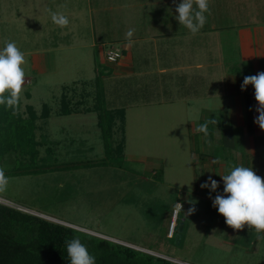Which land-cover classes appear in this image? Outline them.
Instances as JSON below:
<instances>
[{"label": "rangeland", "instance_id": "rangeland-1", "mask_svg": "<svg viewBox=\"0 0 264 264\" xmlns=\"http://www.w3.org/2000/svg\"><path fill=\"white\" fill-rule=\"evenodd\" d=\"M160 1L155 5V0L138 1L143 20L150 19L148 15L152 13L156 15V8H170L171 4L166 6ZM217 1L209 0L210 8L216 7ZM133 2L0 0V50L5 41L15 42L26 59L20 110L23 113L25 106L31 105L40 114L42 106H48L49 118L36 131V139L46 142L40 148L42 157L46 148H51L45 165L61 167L9 177L7 190L0 193V202L5 200L11 207L46 219L55 218L79 231L176 263L264 264V238L257 239L255 229L247 225L239 231L228 227L212 203L218 193L224 194L221 176L232 167H246L247 161V167L252 162L256 166L258 157L263 164L260 170L264 171V138H255L257 157L247 158L249 153L242 143L245 128L231 127L234 140L228 145L211 143L197 131L201 121L209 120L210 113L221 126L223 115L216 111L218 106L211 104L213 111L206 115L191 112L186 100L193 101V97L186 98L185 93L181 97L177 91L176 108L168 110L166 105L155 103L162 96L167 97L165 92H144L150 91L142 85L150 75L114 77L116 63L108 62L105 54L110 49L124 48V14L130 10L134 13ZM49 10L64 13L69 24L61 27L53 23ZM171 16L172 13L163 14L165 23ZM214 16L211 18L216 25L225 28L219 33L220 42H224L223 38L234 33L236 22L233 17ZM136 25L139 27L138 22ZM166 39L163 41L167 42ZM136 46L132 47L134 68L136 72L144 71L150 67L147 62L142 63ZM95 68L103 75L100 89L104 106L125 109L123 134L117 124L111 138L112 146L120 138L125 139L120 166L113 159H108L109 165L97 164L106 154L95 113L58 115L62 94L73 101H83L85 97L81 107L93 106ZM206 82L197 93L219 91V84ZM214 99L217 98L200 95L194 99L195 110L202 101ZM223 163L226 166L221 171L218 165ZM0 167L7 165L2 162ZM261 171L256 169L257 175L264 178ZM209 176L219 184L215 192L201 188ZM192 201L197 202L196 210L186 215L193 207ZM175 211L179 212L180 221L174 239L170 240L167 237Z\"/></svg>", "mask_w": 264, "mask_h": 264}, {"label": "crops", "instance_id": "crops-1", "mask_svg": "<svg viewBox=\"0 0 264 264\" xmlns=\"http://www.w3.org/2000/svg\"><path fill=\"white\" fill-rule=\"evenodd\" d=\"M138 1L134 0L133 2L134 13H131L130 10L124 14L123 29L126 33L129 29H133L134 32L131 37L123 38L126 43L122 50L114 49L121 53V61H117L113 67L114 77H128L134 76V74L150 75L149 80H145L147 83L142 84L144 88H149L150 91L143 88L144 92L152 93L154 90V93L157 90L159 93L165 92L167 97L162 96L155 103L160 106L166 105L168 110L176 108L174 104L179 98L177 91L181 97L184 93L186 98L193 97L194 102L186 100L187 108L191 112L201 111L203 115H206V113L213 111L211 104L218 106L216 111H220L223 117L221 118V126L217 125L214 129L213 140L210 142L228 145L234 140L235 132L229 129L233 126L243 127L245 128L243 148L245 147L244 149L249 153L248 156H245L247 158L257 157L255 138H264V131L254 122L258 116L256 111L258 103L255 100L254 88L249 85L248 89L241 91V85L245 75H256L259 72H264V0H218V5L213 9L210 8L211 14H208L206 24L196 35H192L176 19L178 13L175 9L181 0H175V2L174 0H162L166 6L171 4L170 8L166 7L165 11L164 7L160 10L156 8V15L152 13L148 15L150 19L144 20L140 12L141 3ZM157 3L158 0H155L153 5ZM130 6L132 7V4ZM166 12L172 13V16L167 19V23L163 19V14ZM214 15L233 17L232 20L236 22L234 33L223 38L224 42H220L219 33L225 28L222 25H216V22L211 18L215 17ZM135 22L139 23V27L135 26ZM142 26H145V29ZM165 39L167 42L163 41ZM136 44L137 52L143 58H141L142 63L145 65L147 62L146 64L150 67L145 68L144 71L139 69L136 72L134 68L132 47ZM227 48L232 51H228ZM150 61H153L152 64L149 63ZM33 65L37 66V63L34 62ZM206 81L209 83L214 81L215 84H219V91L207 90L206 94L197 93L202 84L205 83L206 85ZM180 88L184 91L180 92ZM188 91H190L189 94H186ZM200 95L217 99L212 102L201 100V107L195 110L194 103L196 102L194 99ZM250 112L252 114L249 116ZM223 113L226 115L224 116ZM208 117H212L211 113ZM263 144L260 143V145ZM234 154L239 155L237 151ZM246 157L244 160L247 159ZM257 159L256 166L254 162L250 165L255 172L256 169L260 171L263 165H261L262 159L258 157ZM225 166L224 163L219 164L218 168L222 171ZM2 201L4 204L8 203L5 200ZM43 216L50 218L45 214ZM52 220L65 223L55 218Z\"/></svg>", "mask_w": 264, "mask_h": 264}, {"label": "trees", "instance_id": "trees-1", "mask_svg": "<svg viewBox=\"0 0 264 264\" xmlns=\"http://www.w3.org/2000/svg\"><path fill=\"white\" fill-rule=\"evenodd\" d=\"M95 70L97 71L95 77L96 95L93 106L91 108L81 107L85 103V97L82 98L83 101H73V98L68 99L65 94H62L58 115L95 113L106 154L103 160L97 164L109 165L111 163L108 159H113L120 166L125 139L124 137L120 138L115 146H112L111 138L115 134L117 124L123 134L125 109H108L104 106L103 93L100 89L103 75L97 68ZM27 97L30 98V93H27ZM20 109L21 103L15 109L16 114H13V109L0 106V163L3 162V165H7V168H4L6 176L9 178L39 174L49 169L61 168H48L45 165L48 155L52 153L51 148H46V155L42 157L40 148L46 142L36 139V131L41 130L43 128L41 125H44V122L49 118L48 106L43 105L40 114H37L31 105H26L23 113ZM210 120H214V118L210 117L207 121ZM37 121H41V124H36ZM205 122L206 120L201 121L200 125ZM217 125V122L208 123L207 133L200 132V135L205 136L208 141H212L214 128ZM112 155L114 156L112 157ZM199 158L201 159V157ZM261 172H264L263 168ZM175 221L174 233L172 237H167L170 240L174 239L177 233L180 221L178 211ZM74 237H78L87 247L88 252L95 257L96 264H184L154 256L127 245L111 242L0 202V264H70L66 241Z\"/></svg>", "mask_w": 264, "mask_h": 264}, {"label": "clouds", "instance_id": "clouds-1", "mask_svg": "<svg viewBox=\"0 0 264 264\" xmlns=\"http://www.w3.org/2000/svg\"><path fill=\"white\" fill-rule=\"evenodd\" d=\"M175 2V0H174ZM53 23L61 27L69 24L68 17L62 12H51ZM176 16L180 25L186 27L192 35H196L206 24L207 14L210 13L209 0H181L176 6ZM134 30L129 29L126 35L131 37ZM25 54L18 48L15 42L5 41V47L0 50V106L6 109H15L21 102V93L26 82ZM249 85L254 88L255 100L258 103L256 109L258 116L254 122L264 131V72L249 75L243 78L241 91ZM216 123L215 120L206 121L197 128L198 132L207 133V124ZM224 194H217L212 201L213 207L224 217L228 227L234 230H242L245 225L255 229L257 239L264 238V178L256 174L252 167L234 166L228 174L222 175ZM9 178L5 169L0 167V193L7 190ZM219 184L211 176L201 184L202 189L215 192ZM211 199V196H210ZM186 215L195 212V204ZM182 210V205H180ZM66 251L70 264H96L87 247L78 237L66 241Z\"/></svg>", "mask_w": 264, "mask_h": 264}, {"label": "built area", "instance_id": "built-area-1", "mask_svg": "<svg viewBox=\"0 0 264 264\" xmlns=\"http://www.w3.org/2000/svg\"><path fill=\"white\" fill-rule=\"evenodd\" d=\"M106 56V60L110 63H116L120 58H121V53L118 51V50H114V49H110L106 52L105 54ZM177 214V211L174 212V218H176V215ZM175 219L174 221L172 222L171 226H170V229H169V232H168V238L172 237L173 233H174V230H175Z\"/></svg>", "mask_w": 264, "mask_h": 264}]
</instances>
